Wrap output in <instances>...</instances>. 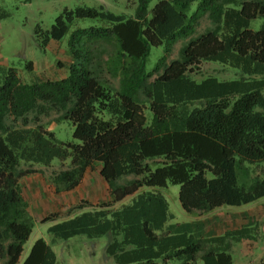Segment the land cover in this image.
Instances as JSON below:
<instances>
[{"label": "trees", "instance_id": "16d2710c", "mask_svg": "<svg viewBox=\"0 0 264 264\" xmlns=\"http://www.w3.org/2000/svg\"><path fill=\"white\" fill-rule=\"evenodd\" d=\"M150 3L139 0L134 19L80 6L64 10L49 30L38 26L46 51L77 19L104 24L72 34L60 79L28 84L17 69H0V264H19L35 228L20 180L40 172L22 164L56 160L70 161L52 177L57 194L75 190L99 166L114 203L136 196L122 208L103 204L49 227L52 245L109 236L115 264H234L232 241L249 231L197 239L198 222H177L165 195L151 189L178 186L180 206L191 215L264 198V172L251 179L247 166L264 164V24L251 29L264 18V0H160L149 17ZM205 17L213 27L196 36ZM181 41L180 57L169 62ZM161 46L164 57L147 72L151 49ZM203 62L244 78L198 82L190 75ZM52 115L73 125L72 142H59L42 123ZM23 264H57V255L39 239Z\"/></svg>", "mask_w": 264, "mask_h": 264}, {"label": "rangeland", "instance_id": "374dc122", "mask_svg": "<svg viewBox=\"0 0 264 264\" xmlns=\"http://www.w3.org/2000/svg\"><path fill=\"white\" fill-rule=\"evenodd\" d=\"M159 1L160 0H151L149 5V17H151L152 10ZM138 5L139 0H34L31 3H26L25 0H0V69H17L22 81L28 84L34 82L35 77H39V79L42 80L60 79L65 75L64 73H66L64 72L65 70L61 68L60 63L70 65L68 53L66 51L69 49L68 44L72 34L78 29L101 27L104 24L100 20L77 19L71 24L68 34L59 43L49 46L46 51L41 50L37 43L35 32L38 26H41L44 30H49L64 10H73L80 6L91 8L104 7L107 11L113 14L122 15L128 19H134L137 14ZM198 5L199 2L191 4L188 11L189 16L197 10ZM263 24L264 18H258L251 23V29L254 31H260ZM212 27L211 21L205 17L197 30L196 36L203 34ZM183 45V41L175 45L174 51L169 58V62L180 57V50ZM164 55L165 48L163 46L152 48L146 61L147 72H152ZM30 62L34 64L33 71H30L28 68ZM190 77L198 82L209 77H215L220 81L244 78L238 69L216 62H203L200 66V70L191 74ZM56 117V115L43 117L41 118V121L43 124L48 125V130L54 133L59 142H72L74 134L73 125L70 122L57 123L55 121ZM153 162L155 164H161L165 162V160L157 159ZM153 162H151V164H153ZM22 165L24 168H33L39 171V174H42L43 177L48 179V189L52 191L53 188H56L52 184V177L57 172L68 169L70 167V161L61 162L56 160L48 167L42 165H34L33 167H30V165ZM247 166L250 170L251 179L258 176L263 177L264 164ZM99 169L98 166L95 172L86 176L88 182L90 176L93 181L96 182L93 183L94 185H92V187H87L85 184L84 188L86 187V190L80 189L83 191H80V197L84 198L80 204L74 206L70 210H65L62 213L63 215L59 212H55L57 214L49 212L47 215L51 217L54 214V217L57 216L64 218L72 217L77 213H80L83 208L91 207V205H89V203H91L89 197L92 196L91 194H93L94 190L102 194L99 195V200H94L95 202H93V206L110 204V200H107L108 187L105 186L104 183H101V177L98 175ZM209 177L212 178L211 175H209ZM133 178L134 177L131 176L128 177L127 180ZM144 191L145 190H142L140 193ZM151 191L165 195L177 222L182 223L189 218L190 220L192 219V216L187 217V215L181 210L178 186L169 185L163 190L151 189ZM84 192L86 196L83 195ZM135 196H131L119 204L111 203L113 204L112 209H119L130 204ZM100 198L102 199L101 201ZM256 207H261L262 212H264V198L249 205L225 208L226 210H229L230 213L239 214L250 211ZM50 226V224L44 223L37 224L29 241L24 247L21 264L24 263L35 242L39 239H44L52 246L54 252L57 253L59 257L57 264H115L114 259L109 257L106 252L110 242L109 236L90 239L87 236L80 235L69 240L60 241L57 245H52V235L48 232ZM250 234L252 236L250 238L252 239V242L248 243L246 250H244V248L242 249L239 243H236L234 250L230 251L234 264H264V219L261 224L255 226V229L252 230ZM233 243L235 242L232 241V245H234ZM238 249L240 250V254H243L244 258H241V256L239 258V256H237L236 251ZM198 264L204 263L200 261Z\"/></svg>", "mask_w": 264, "mask_h": 264}, {"label": "crops", "instance_id": "0c3cea01", "mask_svg": "<svg viewBox=\"0 0 264 264\" xmlns=\"http://www.w3.org/2000/svg\"><path fill=\"white\" fill-rule=\"evenodd\" d=\"M90 180H91V183H90ZM100 180L102 181L101 182L102 184L104 183V185L107 186V184L102 180V178H100ZM95 182L93 181L91 176L89 178V182L86 180V177H85L84 180L81 182L80 186L77 187L75 190L56 194L55 188H53L52 191L48 189L49 188L48 179L43 177L42 174L35 173V174H31V175L23 177L20 180V185L22 188L23 197L26 199V201L29 204V212L35 221V227H36L37 224L43 223V220L49 217L47 215L49 214V212L50 213L52 212L54 214H57L55 212H59L61 213V215H63L62 213L65 210L67 209L70 210L74 206L80 204L82 199H84L80 197L81 195L80 191H82L80 189L86 190L87 188L86 187L84 188L85 184L87 187L88 186L92 187V185H94L93 183ZM50 193H51V196H50ZM107 193H108L107 200H110V202L113 204H119V203H114L112 201V199L110 198L109 190ZM101 194L98 191L96 192L94 190L93 194H91L92 196L89 197V201L91 202L89 203V205H91V207L83 208V210L80 213H77L76 215L72 217H64V218L55 216L52 219L53 220L52 222H48L44 224H50L51 226H53L55 224L73 219L74 217L81 215L84 212L99 210V208L101 207L100 205L93 206L92 204L93 202H95L94 200H99V197H100L99 195ZM83 195L86 196L85 192ZM101 200L102 199L100 198V201ZM225 207L227 206L217 208L209 213H201L197 211L196 213L192 215L185 213L182 208L181 210L183 213L187 215V217L192 216L191 220L189 218L185 222H195V223L198 222V224L200 225L201 228L194 232V235L196 236L197 239L205 240V239L215 238V237H225L227 235L236 234L241 231H246V230L249 231V237L243 238L233 243L234 245L231 249V251L234 250L236 243H239L240 247L246 250L247 249L246 246L248 245V243L252 242V239H250L252 237L250 232H252V230L255 229L256 225L261 224L263 222L264 212H262L261 207H258V208L256 207L250 211H246V212L239 213V214L238 213L233 214V213H230L229 210H226ZM110 208H113V207L110 205ZM236 253H237V256H239V258L240 256L241 258H244L243 254L242 255L240 254L239 249L236 251ZM22 258H23V254L21 256L19 264H21ZM58 259L59 257L57 255V263H58Z\"/></svg>", "mask_w": 264, "mask_h": 264}]
</instances>
